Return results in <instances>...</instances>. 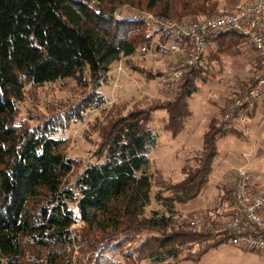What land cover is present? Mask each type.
I'll list each match as a JSON object with an SVG mask.
<instances>
[{"label": "trees", "instance_id": "trees-1", "mask_svg": "<svg viewBox=\"0 0 264 264\" xmlns=\"http://www.w3.org/2000/svg\"><path fill=\"white\" fill-rule=\"evenodd\" d=\"M217 7L215 0H0V264H117L119 256L128 264L200 263L231 244L227 231L178 222L177 206L206 190L217 144L235 133L244 109L230 120L212 119L197 165L183 168L182 181L157 179L150 160L158 143L153 114L165 111L164 130L181 134L207 65L170 87L171 99L147 107L137 102L127 113L110 109L94 128L99 144L92 162L69 157L68 141L55 137L72 120H84L87 110H107L99 90L118 62L131 65L138 53L165 54L181 42L134 18L132 10L191 24L217 15ZM216 36L231 37L237 46L230 43L224 54L247 41L236 32ZM71 82L82 91L74 104L55 112L49 107L39 119L21 118L20 105L35 89ZM153 201L158 209L149 211Z\"/></svg>", "mask_w": 264, "mask_h": 264}, {"label": "rangeland", "instance_id": "rangeland-1", "mask_svg": "<svg viewBox=\"0 0 264 264\" xmlns=\"http://www.w3.org/2000/svg\"><path fill=\"white\" fill-rule=\"evenodd\" d=\"M254 1L215 0L218 3L215 16L225 12H236ZM132 11L139 13L137 10ZM142 12L152 14L147 11ZM238 48L242 49L243 53H247L253 61H257V55L248 45V41H240ZM232 55L236 56L235 53ZM232 59L233 61L227 59L226 63L238 61V58L236 60L232 57ZM126 61L124 59L122 63L118 62L113 67L108 82H105L99 90L108 101L104 106L107 110L103 112V107L89 109L85 113L84 120H72L68 128L55 135L56 138L68 141L66 154L69 157L83 162L93 161V154L99 144V134L94 128L107 121L110 109L127 113L137 102L147 107L155 100L165 101L172 98L169 94L170 88L164 89V82L166 72L179 63L178 55H174L171 51L165 54H154L151 51L145 55L138 53L130 58L131 65H127ZM201 65H204L203 62ZM137 67L143 70V74L136 71ZM234 71L231 65L226 68L222 64L219 74L216 69L210 67L206 72L207 76L198 80V91L189 99L192 116L187 119L185 129L178 136H173L164 130V119L167 117L165 111H157L153 114L151 127L158 136V143L150 154V160L157 179L178 183L185 178L183 173L185 166L197 165L195 157L197 152L203 149L204 135L209 130L212 119L216 118L218 122L224 120L227 114L225 110L228 111L232 102L250 88L248 81L242 82L244 78L241 75L235 76ZM145 72L162 73V76L149 79ZM81 96V89L72 82L67 85L46 84L30 93L27 100L20 105V116L23 119L30 116L39 119L48 116L49 107L51 112L60 111L65 105L74 104ZM262 100L264 98L259 101ZM52 108L56 110H51ZM248 110H243L233 123L236 131L239 132L235 131L218 142L217 156L213 162L206 190L196 201L177 206L178 222H187L189 225L191 221L206 219L210 222L215 221L221 226L229 221L234 203L231 190L235 174L239 169H245L253 175L255 192H264V117L250 115V118L249 115H243V112L247 113ZM33 123L36 124L37 120ZM156 209L158 205L153 201L149 211ZM115 260L117 264H128L122 256ZM169 264H264V256L230 244L211 251L200 263L180 260L170 261Z\"/></svg>", "mask_w": 264, "mask_h": 264}, {"label": "built area", "instance_id": "built-area-1", "mask_svg": "<svg viewBox=\"0 0 264 264\" xmlns=\"http://www.w3.org/2000/svg\"><path fill=\"white\" fill-rule=\"evenodd\" d=\"M133 17L159 28L170 38L181 40L170 47L180 61L166 72L164 89L176 86L189 70L201 65L211 37L236 32L247 39L256 53L260 75L252 87L232 102L226 119H232L238 110L250 109L264 98V0H255L236 12H225L191 24H180L145 12L135 13ZM231 197L234 207L224 225L215 228L208 220L201 219L191 221L190 228L216 234L227 231L233 235L232 245L264 256V192L253 190V175L250 172L245 169L236 172Z\"/></svg>", "mask_w": 264, "mask_h": 264}, {"label": "crops", "instance_id": "crops-1", "mask_svg": "<svg viewBox=\"0 0 264 264\" xmlns=\"http://www.w3.org/2000/svg\"><path fill=\"white\" fill-rule=\"evenodd\" d=\"M230 38H220L217 36L212 37L209 42H208V47L206 52L204 53V62L203 64L206 66L209 70L210 67L216 69L218 71V74L221 70V65L223 64V67L225 65L226 68H228L229 65H231L232 68H234V72L233 73L235 76L241 75L242 78H244V81L242 82H246L248 81V86H250V84L253 82V80L255 81L258 76L260 75V70L259 67L256 65L257 61H253L250 56H248L247 53H243L241 50H235V53H237L236 56L232 55L234 53V51L232 53H228L224 54L223 52H221V50L227 46H230ZM237 41V40H236ZM235 43H233V45H231L232 48H236L237 46L234 45ZM240 49V48H238ZM232 57L234 59L238 61L236 62H230L229 64L226 63L227 59H232ZM256 60V59H255ZM203 65V66H204ZM207 74V73H206ZM240 77V76H239ZM241 78V79H242ZM247 86V87H248ZM243 115L246 116H250V115H255L256 116H263L264 117V100H262L261 102L258 101L255 106L251 109H249L247 111V113L243 112ZM251 118V116H250ZM254 118V117H253Z\"/></svg>", "mask_w": 264, "mask_h": 264}]
</instances>
